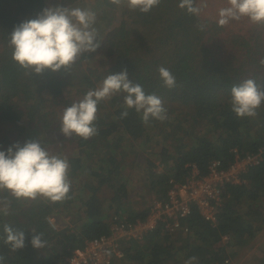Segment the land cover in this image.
I'll list each match as a JSON object with an SVG mask.
<instances>
[{"label": "trees", "instance_id": "1", "mask_svg": "<svg viewBox=\"0 0 264 264\" xmlns=\"http://www.w3.org/2000/svg\"><path fill=\"white\" fill-rule=\"evenodd\" d=\"M213 1L217 6L210 10ZM71 3L84 5L83 0H56V6L68 7ZM179 3L180 0H160L158 6L145 13L132 10L127 4L97 0L94 10L102 8L109 15L119 8L120 23L98 39L101 45L96 52L83 53L68 69L62 67L55 72L48 69L36 74L12 59L9 40L16 25L36 18L47 7L46 0H0V124L17 122L18 128L23 129L25 122L22 121H35L40 142L49 140L47 132L55 115L62 114L63 106L65 109L70 102L64 98L65 90L74 86L86 94L102 79L96 74V68L83 65L85 61H96L99 54L108 64L106 76L127 69L129 79L139 83L146 94L159 96L167 109V119L150 118L145 123L142 113L135 108L127 109V117L122 118L124 98L121 94L113 95L108 100L113 109L97 112L96 135L87 140L75 135L66 137L77 149L76 156L68 158L69 174L73 178L87 175L97 178L101 184L110 181L115 170L123 166V157L118 151L108 152L110 136L122 133L126 139H144L148 144L154 138L149 132L153 127L168 129L175 136L172 150L159 142L152 150L163 157L161 169L155 160L149 161L150 186H159L158 198L166 197L171 178H185L190 163L197 164L206 173L211 159L220 158L225 166L233 162L235 148L242 152L264 150V102L253 117H238L231 106L232 87L246 79H253L264 90V66L260 63L264 60V23H253L243 17L218 25L219 9L227 6V0H203L206 6L198 16L181 9ZM161 66L175 76V87L165 86L158 72ZM176 108L181 111L175 113ZM179 130L183 133L176 137ZM8 141V136L0 137V150H5L3 147L9 145ZM101 149H104L103 156L99 155ZM243 176L248 183L228 186L215 225L193 209L188 218L191 231L175 234L189 239L183 245L185 257L178 259L177 264H225L229 259L228 245L244 244L261 230L263 210L257 208V199L252 202L251 196H257L255 189L264 194V153L262 162ZM125 183L109 184L114 192L110 197L113 204L108 207L96 193L95 185L87 184L91 194L84 202L81 216L61 229L54 228L48 217L71 209L70 194L57 202L48 199L45 202L39 196L33 200L11 195V212L0 213L3 264H62L86 239L109 234L114 217H123L127 212L122 207V200L128 194ZM111 208L115 209L114 214L110 213ZM148 210L149 207L133 212L127 218L143 219ZM12 213L15 216H10ZM6 224L25 232L24 248L13 252L4 243ZM39 233L46 242L43 248H35L31 243L33 235ZM162 235L174 236L157 228L146 235L143 243L124 242V264H164L170 260L175 241L163 246L159 241ZM225 235L229 236L227 242L223 241Z\"/></svg>", "mask_w": 264, "mask_h": 264}, {"label": "clouds", "instance_id": "2", "mask_svg": "<svg viewBox=\"0 0 264 264\" xmlns=\"http://www.w3.org/2000/svg\"><path fill=\"white\" fill-rule=\"evenodd\" d=\"M119 5L121 0H111ZM160 0H127L132 10L148 12L158 6ZM206 5L201 0H180L179 7L189 14L199 15ZM218 25H227L230 20L247 17L253 23H264V0H227V6L219 9ZM96 14L79 7H46L36 18L25 20L15 26L10 34L9 46L12 59L26 70L41 74L45 70L68 69L85 52H96L101 43L94 27ZM203 30V25H200ZM264 66V60L260 61ZM158 72L165 86H176V78L166 67ZM123 92L125 111L135 108L142 113V120L150 118L167 119V109L156 94H146L139 83L129 79L127 69L120 73L108 74L102 82L89 90L82 99L67 106L60 116V131L67 137L79 136L85 140L96 135L98 129V104L111 96ZM264 102V90L249 78L231 89L232 111L238 117H253ZM69 161L60 155L50 153L39 139H29L25 143L15 142L0 150V190L9 191L15 198L36 199L42 196L52 202L62 201L70 191L68 177ZM4 243L13 252L25 247V232L4 226ZM42 233L33 235L31 243L35 248H43ZM5 257L0 255V264Z\"/></svg>", "mask_w": 264, "mask_h": 264}, {"label": "rangeland", "instance_id": "3", "mask_svg": "<svg viewBox=\"0 0 264 264\" xmlns=\"http://www.w3.org/2000/svg\"><path fill=\"white\" fill-rule=\"evenodd\" d=\"M83 2L84 5L82 3H71L68 7H79L82 9L91 10L96 14V22L94 27L97 29L98 32L97 40L101 39L104 32L107 33L110 29L120 23L121 18L120 11H118L119 8L113 11V13L109 14L110 16H114L113 18H110V16L108 15L109 11H104L102 8L94 10V5L97 4V0H83ZM120 4H127V0H123ZM46 5L47 7L56 6V0H46ZM216 6L217 3L213 1V3L210 5V10L214 9ZM97 57L98 58H96V61L93 60L88 63L87 61H85L83 65L84 67L88 65V67L91 66L92 68H96V74L101 75L102 79H104L107 74L105 70L108 68V64H106L105 59L101 58L99 54H97ZM102 79L97 83V86L102 82ZM117 94H121L122 98H124V96L126 95L123 92ZM63 95L64 98L67 97L66 99L70 101L68 103V106H70L74 101L82 99L85 93L82 94L77 91L74 86H70L68 89L65 90V94ZM111 98L112 96L103 100L101 106L100 103L98 104V113L100 112V109L108 111H111L113 109H111L108 105V100ZM62 106L63 104L58 107L61 108ZM63 109L64 106L60 112L63 113ZM179 111L181 110H178V108L175 109V113ZM61 115L62 114L58 116L55 115L56 117H54V122L51 124V128L47 132V135L50 136V139L42 140L41 144L50 153L60 155L61 157L66 158L68 160L69 157L76 156L77 149L75 147V143H72L71 141H69V139H66L67 136H65L60 131ZM22 122H25L22 124L23 129L18 128L17 122L0 124V137L6 135L8 136L9 140V145H5V147H3L5 148V150H7V148L15 142H20L21 144H23L29 139L39 138L37 136V125L35 124L37 122ZM149 132L151 136H154V138L148 144L144 143V139H138L134 141L131 139H126V137L122 133H114L110 136L111 143L109 149L111 150H107L108 152H112L113 150L118 151L119 154L123 157V161L121 162V165L123 166L120 170L116 169V173L113 174L114 177H112V179L110 181H107L105 184H101V182L97 178H88L87 175L80 176V178H73L68 172V177L70 180V191L68 194H70L72 197L71 209L69 211H64L60 215H52L55 217V219V215H57L58 219H56V222H59L60 224L63 223L61 227L57 223L60 229L65 227L64 222L68 221V225H72V221L78 219L81 216V213L85 208L84 202L91 194V191L86 186L87 184L95 185V187L97 188L96 193L101 198V200H103L105 207H108L113 204V202H110V197L114 192V188L109 184L119 185L121 182H126L125 184L127 186L128 194L122 200V207L124 206V209L127 212H125V210L121 211L125 212V215L127 217H129V214L133 212L145 210L149 207L150 203L154 198H158V196L160 195V189L157 190V188H159V186H157L156 188H151L150 186L151 182L149 179V161L155 160L157 164L159 163V167L161 169L163 167V163L160 160L163 157H160L158 153L154 154L152 150L155 149L154 147L156 142H159L160 145L168 146L169 148H171L170 150H172L173 146H175V136L172 133H169L168 129L161 130L160 127H153ZM181 133H183L181 130L176 132V137ZM108 144L109 142H107V145ZM262 147L264 148V145ZM103 151L104 149H101L99 155ZM101 155L103 156V154ZM255 192V195H257L258 198L257 196L252 195L251 201L253 202L255 201V198L257 199V208H261L263 210L264 216V194H259L260 190L258 189H255ZM11 195L12 194L7 190H0V213H3L4 211L11 212ZM39 197L46 202V198L42 196ZM114 208H111L109 210L111 214L115 213ZM10 216H15V214L12 213ZM159 238V241L161 242L160 244L163 246H166L168 243L175 241V244L171 248V252L173 255L171 259L167 260L164 264H177L178 259H184L185 256L183 250L185 248L183 247V245L189 240L188 237H186L185 235H180V237L174 235L171 236V238H168L167 236L162 235ZM141 242L143 243L144 240ZM227 249L229 254L228 258L230 259V262L228 264H264V223L262 225L261 230L257 233L255 237L248 239L247 242L244 244L228 245ZM124 263L125 261H123V264Z\"/></svg>", "mask_w": 264, "mask_h": 264}, {"label": "built area", "instance_id": "4", "mask_svg": "<svg viewBox=\"0 0 264 264\" xmlns=\"http://www.w3.org/2000/svg\"><path fill=\"white\" fill-rule=\"evenodd\" d=\"M234 153L235 159L228 166L220 158L211 159L206 173H202L197 164H188L190 169L185 178H171L166 197L155 198L143 219L115 216L109 234L86 239L62 264H123L126 257L124 242H141L157 228L167 234H188L191 231L188 218L194 208L206 221L215 225L228 186L248 183L243 175L262 162L264 150L242 152L235 148ZM48 220L58 228L54 216ZM228 240L229 236L225 235L223 241ZM225 262L228 264L230 260Z\"/></svg>", "mask_w": 264, "mask_h": 264}, {"label": "crops", "instance_id": "5", "mask_svg": "<svg viewBox=\"0 0 264 264\" xmlns=\"http://www.w3.org/2000/svg\"><path fill=\"white\" fill-rule=\"evenodd\" d=\"M56 216V219H58V217H57V215H55ZM59 225H60V227H61V225L63 224H60L59 222H57ZM66 224L68 225L69 224V222L67 221V222H64V225L66 226ZM132 242V241H131ZM134 242H136V241H134Z\"/></svg>", "mask_w": 264, "mask_h": 264}]
</instances>
